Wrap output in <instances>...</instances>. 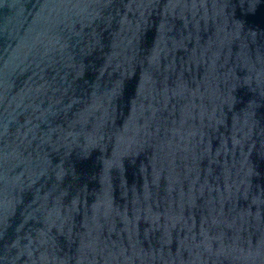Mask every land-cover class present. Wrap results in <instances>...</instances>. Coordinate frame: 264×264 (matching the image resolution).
Here are the masks:
<instances>
[{
  "label": "water",
  "instance_id": "obj_1",
  "mask_svg": "<svg viewBox=\"0 0 264 264\" xmlns=\"http://www.w3.org/2000/svg\"><path fill=\"white\" fill-rule=\"evenodd\" d=\"M0 264H264V0H0Z\"/></svg>",
  "mask_w": 264,
  "mask_h": 264
}]
</instances>
